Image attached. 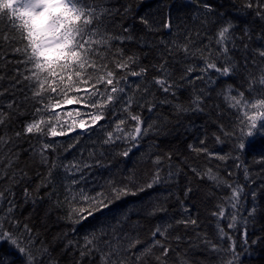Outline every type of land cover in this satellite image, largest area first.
I'll return each mask as SVG.
<instances>
[{
    "label": "snow or ice",
    "instance_id": "snow-or-ice-1",
    "mask_svg": "<svg viewBox=\"0 0 264 264\" xmlns=\"http://www.w3.org/2000/svg\"><path fill=\"white\" fill-rule=\"evenodd\" d=\"M228 2L236 16L211 0H0V264H242L264 244L248 232L264 219V0ZM179 125L206 163L157 142ZM22 203L45 205L43 228Z\"/></svg>",
    "mask_w": 264,
    "mask_h": 264
},
{
    "label": "trees",
    "instance_id": "trees-1",
    "mask_svg": "<svg viewBox=\"0 0 264 264\" xmlns=\"http://www.w3.org/2000/svg\"><path fill=\"white\" fill-rule=\"evenodd\" d=\"M149 3H152L153 0H148ZM212 3H215L219 6H221L222 10H225L228 15L230 16H236L237 13L234 8L229 4L228 0H211ZM147 5H145L146 7ZM139 11V10H138ZM0 27H3V25H0ZM206 42V41H205ZM195 77V73L193 74V78ZM187 94L184 92H181V97L183 98ZM221 108L224 109V112L219 115L217 118L222 121L225 125L230 124V115L229 112L231 110L226 109L224 104L221 103ZM213 116H216L215 110H213ZM204 122V118L200 117L196 120V125H200ZM217 129L216 124H208V130L209 132H214ZM79 131V130H78ZM197 131H201V129L197 128ZM65 140L67 138H64ZM193 136L186 132L183 128V125H179L176 127V129L171 133L170 136L166 138H160L157 142L162 143L163 146H168L170 144H179V147L181 151H185L186 154L190 156V159H193L197 165L206 163V161L201 157L200 159H196L191 156V154L187 153L185 149V144L188 142H192ZM147 146V142L145 143V147ZM228 145L224 144L222 146H218L216 150L218 152L227 151ZM74 154L69 153L67 155V159H70L71 156ZM136 151L134 150L133 154L131 155L130 159L124 160L123 163L120 162V158H116L112 160V164L110 168H99L92 171V175L89 177L90 184H100L103 182V180L111 175L112 173L116 172L118 169L128 170L131 169L133 166H135L136 163ZM212 166L215 167L217 161H212ZM247 166L252 169L254 172L260 171V165L252 158H247ZM229 168H231V163L229 162L228 165ZM233 172H236L235 169H232ZM237 179L241 180L243 182V177L239 173H237ZM38 180V178H37ZM35 182V181H34ZM205 184H207L210 187V183L205 181ZM259 183V180L257 181ZM255 186V185H254ZM213 191L217 192V196L220 195L219 190L213 189ZM227 192V189L224 190ZM149 194H141L139 197H128L125 203L132 201V202H139L140 200L146 199ZM17 200H22V197L20 195L19 189H17ZM215 197L208 198L207 200L203 201L202 208H212L214 204ZM123 205L121 203H118L117 205H114V208H121ZM45 205L40 204L36 207L35 212H33V205L31 203H22L21 206L17 209L16 215L21 219L24 220L29 214H33V223L36 228H43L44 226L39 223L40 217L43 214ZM59 214H63L62 210H58ZM201 217L205 220V223L203 225V228L207 230V232L212 235L214 234V225L212 223H209L210 220L213 218L209 217L205 211H201ZM93 221L89 220L86 222L84 227H78V233H83L85 228L91 225ZM227 221H222V226L225 227V231L229 232L230 234H234L237 236L238 239H243L242 234L237 232L233 233L232 229H228L226 227ZM65 225L62 221L57 220V213H53L49 217V224H48V231L46 232L47 239H51L53 233L59 231L60 229L64 228ZM262 228H264V219L258 220L255 224L248 226V232H249V240L255 239L258 235H264L262 233ZM78 233H73V235H77ZM191 235V233H189ZM249 252L247 254H244L242 256V264H264V244L257 243V244H249Z\"/></svg>",
    "mask_w": 264,
    "mask_h": 264
},
{
    "label": "clouds",
    "instance_id": "clouds-1",
    "mask_svg": "<svg viewBox=\"0 0 264 264\" xmlns=\"http://www.w3.org/2000/svg\"><path fill=\"white\" fill-rule=\"evenodd\" d=\"M12 5H10L9 3H5L3 5V7L5 9L11 7ZM61 49H51V50H48V51H45V52H42L41 55L44 56L45 59H52L54 57H57L60 53Z\"/></svg>",
    "mask_w": 264,
    "mask_h": 264
},
{
    "label": "rangeland",
    "instance_id": "rangeland-1",
    "mask_svg": "<svg viewBox=\"0 0 264 264\" xmlns=\"http://www.w3.org/2000/svg\"><path fill=\"white\" fill-rule=\"evenodd\" d=\"M73 107H76L75 105H69V107H67V108H73Z\"/></svg>",
    "mask_w": 264,
    "mask_h": 264
},
{
    "label": "bare ground",
    "instance_id": "bare-ground-1",
    "mask_svg": "<svg viewBox=\"0 0 264 264\" xmlns=\"http://www.w3.org/2000/svg\"><path fill=\"white\" fill-rule=\"evenodd\" d=\"M65 107H69V105L68 106H65Z\"/></svg>",
    "mask_w": 264,
    "mask_h": 264
}]
</instances>
